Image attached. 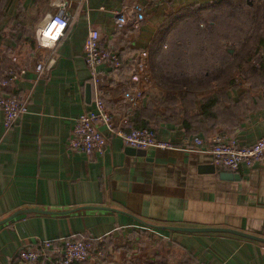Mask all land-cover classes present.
I'll return each mask as SVG.
<instances>
[{
	"label": "crops",
	"instance_id": "0c3cea01",
	"mask_svg": "<svg viewBox=\"0 0 264 264\" xmlns=\"http://www.w3.org/2000/svg\"><path fill=\"white\" fill-rule=\"evenodd\" d=\"M209 1H6L0 18V69L12 59L25 66L14 87L28 101V110L7 128L0 110V220L28 207H96L20 212L0 223V264H37L19 259V252L41 240L83 234L110 246L103 255L76 264H264L261 240L227 231L158 227L225 226L264 237V165L220 167L207 151L186 148L193 135L205 144L214 133L243 144L264 136V28L243 66L226 77L221 71L192 78L195 86H183L185 93L176 104H166L164 95L174 90L159 87L155 76L154 58L173 31L162 33L161 27L172 14L189 13ZM61 8L70 15L68 29L59 41L47 44L35 30ZM12 21L34 30L23 35L20 45L21 33H7L13 31L8 26ZM90 27L99 29L101 41L124 60L116 70L102 64L98 80L83 58ZM249 33L251 27L227 48L222 70L241 45H248L244 39ZM37 62L43 64L40 73L34 68ZM98 93L115 125L151 126L174 147L131 154L99 124L107 137L102 153L70 149L75 118L92 109Z\"/></svg>",
	"mask_w": 264,
	"mask_h": 264
},
{
	"label": "built area",
	"instance_id": "2783aa9c",
	"mask_svg": "<svg viewBox=\"0 0 264 264\" xmlns=\"http://www.w3.org/2000/svg\"><path fill=\"white\" fill-rule=\"evenodd\" d=\"M69 21L68 13L62 8L56 10L43 21L40 28L36 29V36L46 38L47 44H54L65 35ZM83 58L96 80H98L99 67L102 64L110 65L114 70L121 68L124 64L120 52L104 45L100 31L95 27L88 29L84 41ZM144 63L145 61H139L140 67ZM34 68L37 73H40L43 70L42 62H37ZM25 71V66H18L14 61L0 69V110L3 112V125L6 128L28 110L26 98L8 89L16 84ZM99 124L104 125L111 134L119 137L126 146L143 149L174 147L169 140L158 138L151 126H136L132 122L115 125L102 94L98 93L94 98L92 109L80 112L75 118L67 141L69 148L87 154L102 153L106 147L107 137L99 128ZM186 148L207 151L213 163L220 167L237 169L241 165H264V136L258 137L251 144H243L226 133H214L208 144H205L202 137L193 135L188 140ZM105 250L96 242V238L83 234L41 240L35 246L22 249L18 257L25 262L37 264H76L101 255Z\"/></svg>",
	"mask_w": 264,
	"mask_h": 264
},
{
	"label": "rangeland",
	"instance_id": "374dc122",
	"mask_svg": "<svg viewBox=\"0 0 264 264\" xmlns=\"http://www.w3.org/2000/svg\"><path fill=\"white\" fill-rule=\"evenodd\" d=\"M6 1L0 0L1 8L6 5ZM244 1L246 0H241L240 3L235 0L234 5L231 4L223 8L205 7L202 11H198L195 15H192V17L186 20L181 19L172 25L170 27L171 31L173 30L171 32L172 37L166 43L168 47L159 49L154 58V61L157 62L155 76L158 79L160 78L159 82H163L164 78H175L180 74L195 79L197 76H205L203 74L204 71L210 72L211 75L221 73L223 68H220L219 65L228 60L227 48L236 45L244 32L252 27L255 6L261 0H247L248 3ZM19 7L21 5L16 6L17 10ZM4 10L5 8L3 12H5ZM17 12L19 11L15 13L19 14ZM8 26L13 31L8 30L7 33H21L22 37L23 35L30 36L34 31L31 26L28 27L19 21H12L8 23ZM15 26L16 28L13 29ZM212 33L214 36H212ZM22 37L21 40H23ZM18 41L17 43L20 45L21 43ZM24 51L27 52V49ZM13 61L18 63V59H12L10 62ZM213 62L217 63V65H212L211 63ZM165 81L168 84H172V82ZM159 87L167 89V87H163L162 85H159ZM172 90H174L172 94L178 92L177 88H173ZM179 100L180 98H176L171 100V102L176 104ZM107 246L109 247L110 245ZM107 246L102 245L104 249H109ZM103 254L104 252H102Z\"/></svg>",
	"mask_w": 264,
	"mask_h": 264
},
{
	"label": "trees",
	"instance_id": "16d2710c",
	"mask_svg": "<svg viewBox=\"0 0 264 264\" xmlns=\"http://www.w3.org/2000/svg\"><path fill=\"white\" fill-rule=\"evenodd\" d=\"M234 1L235 0H210L207 3L198 4L197 6H195L196 8L190 9L189 13L188 12L185 13L186 10H183V11H180L181 13H179V14H172L170 19L167 20L165 22V24L161 27V32L164 33L165 29H169L172 25L176 24L179 20H181V19L186 20L187 18L192 17V15H195L196 12L202 11V9H204L205 7L223 8L224 6H230L231 4L234 5L235 4ZM236 1H239L241 3V0H236ZM244 2L248 3L247 0ZM5 7H6V5L3 8H1V6H0V18H1V15L3 14V9ZM185 14H187V15H185ZM263 18H264V0H261L255 6V15L253 16L254 22H253V25L251 27V33H249L247 35V37L244 39L246 41V43H248V45H246V46L241 45V48L237 49V51L235 52V58L231 62L232 64L226 66V68L224 70H222V71H224V72H222L223 73L222 75H225V77L232 75V71H233L234 67L243 66L245 63L246 56L251 55L254 52V50H252V47H254V46L258 47V45L261 42V31L264 28V25H262ZM209 23H211V21H209ZM14 28H16V26L13 27V29ZM1 35H2V31L0 29V36ZM19 41H22L21 37H20ZM106 46L109 47L108 45H106ZM109 48L116 50L112 47H109ZM204 75L206 76L205 78L212 77L210 72H208L207 75H206V73ZM159 79L157 78L158 82H159ZM165 80L172 82V84L166 83ZM159 84H161L163 87H167L168 89H173V88L178 89V92L176 94H172V92H167V94L165 95V102H167V104L171 100L176 99V98H180L181 96L184 95L185 91L181 90V88L183 86H185V85L187 87H194L195 86V84L192 81V78H188L187 76H184L183 74H180L179 76H177L175 78H172V77L171 78H164V81L159 82ZM8 89L11 91L17 92L15 90L14 86L9 87ZM136 126H144V125H136ZM156 264H161V263H156Z\"/></svg>",
	"mask_w": 264,
	"mask_h": 264
},
{
	"label": "water",
	"instance_id": "95a60500",
	"mask_svg": "<svg viewBox=\"0 0 264 264\" xmlns=\"http://www.w3.org/2000/svg\"><path fill=\"white\" fill-rule=\"evenodd\" d=\"M128 152H130L131 154H137V155H144L146 153V149L143 148H134L131 146H128ZM239 174L235 173V176L233 178H238ZM232 178V177H229ZM92 207H96V206H92V205H84V206H78L76 208H72V209H67V210H46V209H40V208H36V207H28V208H22V209H18L15 212L9 214L8 216L2 218L0 220V223L6 222L7 220H9L10 218H12L14 215H16L17 213L20 212H30V211H38V212H43V213H66L69 212L70 210H76V209H80V208H92ZM158 227H162L165 229H170V230H179V231H190V232H197V231H227V232H232L235 234H239V235H243L246 237H250L253 239H257V240H261L264 242V237L260 236V235H255V234H251L239 229H235V228H231V227H225V226H180V225H158Z\"/></svg>",
	"mask_w": 264,
	"mask_h": 264
}]
</instances>
